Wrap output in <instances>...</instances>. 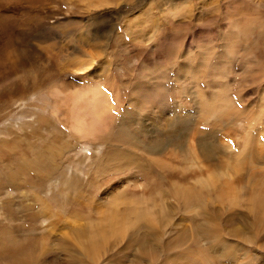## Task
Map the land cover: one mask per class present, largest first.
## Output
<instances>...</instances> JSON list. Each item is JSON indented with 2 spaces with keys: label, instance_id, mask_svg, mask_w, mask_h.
I'll return each mask as SVG.
<instances>
[{
  "label": "rangeland",
  "instance_id": "1",
  "mask_svg": "<svg viewBox=\"0 0 264 264\" xmlns=\"http://www.w3.org/2000/svg\"><path fill=\"white\" fill-rule=\"evenodd\" d=\"M0 180V264H264V0H0Z\"/></svg>",
  "mask_w": 264,
  "mask_h": 264
},
{
  "label": "bare ground",
  "instance_id": "2",
  "mask_svg": "<svg viewBox=\"0 0 264 264\" xmlns=\"http://www.w3.org/2000/svg\"><path fill=\"white\" fill-rule=\"evenodd\" d=\"M89 1V0H88ZM91 1V0H90ZM97 2V3H100V2H105V1H108V0H93V2ZM118 1V0H117ZM90 3V2H89ZM58 88V87H57ZM61 89L58 90H52V92H57V93H60L62 92V90L60 91ZM89 89H87L86 91H88ZM96 91V94H94V96L92 98H90L88 100V102H86V104L88 105V107L92 108L93 109V114H92V120H93V127H91L92 125L90 126H86V123L84 121V119L82 118V114L81 113H76L73 115V118H72V121L70 123V128L76 132L77 134L81 135V136H85L86 134H90V133H94V132H91V131H100L102 127L106 126L107 125V122H108V116L109 117H112V114L110 113L111 110H110V105L109 103L107 102L106 99H104L103 101V94H101L97 89H95ZM94 91V90H93ZM138 97V96H137ZM75 98V97H73ZM138 99V98H137ZM64 101V100H63ZM62 101V102H63ZM76 107L75 103L73 104V107L74 108ZM79 109V108H78ZM109 114V115H108ZM173 122L171 123L172 125L168 126V130L164 133L165 135V138L162 139L161 136L160 138H149L147 140V145L150 147H154V149L158 148L159 145H163L166 143V141H171L173 142L174 144H176L177 146H180V144H182L183 142V134H181V129L183 127V129L185 128V124H186V121L184 120V118H181V117H174L173 119ZM39 121V120H38ZM40 122H41V119H40ZM168 122V121H167ZM124 122H121L119 123V126H117V129L115 130L114 132V135L109 134L110 138L112 139H115V140H118V139H122L121 138V135L123 133V136H124V133H126V131L120 126L122 125ZM128 124L126 123L124 125L125 129H126V126ZM174 125V126H173ZM108 126V125H107ZM187 131V130H186ZM129 135H134L133 133L132 134H129ZM160 135V133H159ZM129 136V138L131 137ZM134 137V136H133ZM109 138V137H108ZM136 138V137H135ZM166 139V140H165ZM177 139V140H175ZM124 140V138H123ZM204 141V140H203ZM129 142V145H132V146H139V143H136L133 139H129L128 141H125ZM211 143V142H210ZM124 144V143H123ZM126 144V143H125ZM202 144V152H204L207 156H210L208 157L211 158V155H214L215 156V151H216V148L212 147V145L208 144V142L206 143L205 141V144L203 142H201ZM146 145V148H149ZM145 147V146H143ZM145 149V148H143ZM148 149V150H149ZM152 149V148H151ZM150 149V150H151ZM152 151H154L152 149ZM151 152V151H150ZM218 152V151H217ZM123 154V155H122ZM136 153H132V152H129V151H126L125 149H122L121 151L119 150V148L114 145V144H110L109 147H108V150H107V154L105 156V160H104V163L102 166H107L108 164L112 163V162H120V163H123V164H128L129 162L133 161V159L136 157ZM213 157V156H212ZM263 156H256L257 159H260L262 158ZM43 165V164H42ZM29 166V165H28ZM44 166V165H43ZM46 168V167H45ZM48 169V168H46ZM49 170V169H48ZM50 172V171H49ZM175 174V173H174ZM177 175H179L180 177L182 178H185V176L182 175V173H176ZM254 175V174H253ZM252 175V176H253ZM7 182V181H6ZM12 183V181H10V184ZM4 186V181L3 180H0V187ZM260 190H258V193L254 196V198L252 199L253 200V204H254V207H255V212H258L257 214V217L256 219L259 220V217L258 216H264V187H261L259 188ZM134 201V200H133ZM5 206H8L7 202H4ZM3 204V203H2ZM3 206V207H5ZM9 208V207H8ZM135 213L136 215H139L141 216V213L140 211L138 210H129L126 213V215H129L130 213ZM7 213V212H6ZM5 213V214H6ZM10 214H15L13 213V211H9ZM11 215V216H12ZM114 213L112 215L109 216V219H108V222H104L101 224V227L99 228V231L94 235L92 236L88 242H87V246L88 247H95V246H98L99 244H101L104 239L107 237V235L113 233L114 229L116 227H118L119 225H121V223L119 224V220H122L117 218V216H113ZM119 215V214H118ZM33 216V215H32ZM132 216V215H131ZM134 216V215H133ZM138 216V217H139ZM121 218H123L121 216ZM127 220L128 219V216L126 217ZM11 219V218H10ZM13 219V218H12ZM10 221V220H9ZM126 221V219H125ZM131 221V220H130ZM123 222V221H122ZM118 225V226H117ZM122 228V226L120 227ZM118 227V229H120ZM117 229V230H118ZM116 231V230H115ZM114 231V232H115ZM119 231V230H118ZM116 233V232H115ZM31 238V237H30ZM17 241V240H16ZM13 242H15V239L13 238V236H11L10 234H6L4 232H2V230H0V244L2 246H5V243L6 244H12ZM15 244V243H13ZM13 246V245H12ZM11 246V247H12ZM16 247V246H15ZM2 249V247H1ZM5 250V249H4ZM16 250V249H15ZM11 251V250H10ZM9 251V252H10ZM24 251V250H23ZM14 252V250L12 251ZM11 252V253H12ZM1 253V252H0ZM5 253V252H4ZM22 253V251H21ZM3 254V253H2ZM8 254V252H7ZM20 254V253H19ZM23 254V253H22ZM11 255H14V253H12ZM2 257V256H1ZM9 257H12V256H9ZM3 258V257H2ZM6 258V257H5ZM9 259V258H8ZM23 259V258H22ZM15 260V259H14ZM11 261H12V258H11ZM14 262V261H13Z\"/></svg>",
  "mask_w": 264,
  "mask_h": 264
}]
</instances>
